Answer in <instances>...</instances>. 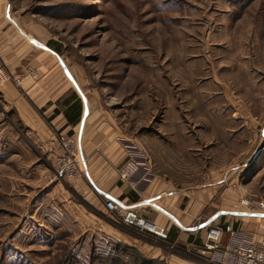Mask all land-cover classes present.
<instances>
[{"label": "rangeland", "instance_id": "374dc122", "mask_svg": "<svg viewBox=\"0 0 264 264\" xmlns=\"http://www.w3.org/2000/svg\"><path fill=\"white\" fill-rule=\"evenodd\" d=\"M3 10L9 39L55 43L96 123L145 151L152 171L212 195L208 216L264 204V0H0ZM50 148L0 93V264H218L166 243L154 257L153 239L106 212L101 223L137 241L94 226L72 187L84 174L67 177Z\"/></svg>", "mask_w": 264, "mask_h": 264}, {"label": "crops", "instance_id": "0c3cea01", "mask_svg": "<svg viewBox=\"0 0 264 264\" xmlns=\"http://www.w3.org/2000/svg\"><path fill=\"white\" fill-rule=\"evenodd\" d=\"M1 15L0 60L20 87L8 81L0 87V93L12 106L24 128L37 139L46 141L51 148L59 150L58 142L57 145L53 143L57 134L75 140L80 159L85 158L82 165L84 180L75 181L72 187L93 209L91 222L94 226H101L108 234L116 232L124 241H137L121 229L117 231L101 223L99 212L107 211L98 196L106 193L124 205L135 207L141 217L164 228L172 243H194L195 231L196 234L200 233L198 238L203 239L208 226H215L216 220L227 216H232L235 223L221 226L222 245H227L231 232L238 231L255 241H264V217H256L258 214L247 213L249 211L222 208L208 216L212 195H208L205 189H191L190 184L181 182L173 173L163 172L154 166L155 178L138 190L121 182L118 169L125 161L126 154L118 134L109 126L96 123L86 95L81 97L73 85V79L65 77V73L69 75L71 71L66 69L59 53L48 43L37 46L36 40L9 39L11 30L7 26L4 10ZM253 220L261 221L260 225L257 227ZM225 236L227 239H224ZM144 246L153 251L154 257H159L160 246Z\"/></svg>", "mask_w": 264, "mask_h": 264}, {"label": "built area", "instance_id": "2783aa9c", "mask_svg": "<svg viewBox=\"0 0 264 264\" xmlns=\"http://www.w3.org/2000/svg\"><path fill=\"white\" fill-rule=\"evenodd\" d=\"M10 80V75L0 61V86ZM56 139L62 150L61 172H64L69 178L80 177L81 173L84 174L82 168L84 160L82 158L79 162L76 160L79 150L76 147L75 153L71 137L57 134ZM123 148L126 158L118 169V178L121 182L127 183L133 190H138L142 185L150 183L155 178L149 157L145 151L138 149L133 144L125 143ZM99 197L116 226L128 232H135V234L140 235V239L149 237L159 246L161 243H166L175 252L180 250L190 253L189 247L200 249L201 251L198 253L201 255L208 251L212 253L211 260H215L218 264H264V241H255L242 231L231 232L227 245H222L220 242L223 235L221 227L208 226L204 238L198 246L190 243L188 247L182 248L168 240V235L164 228L141 217L135 207L124 205L106 193L99 194ZM247 209L249 212H261L264 210V204H258L256 207L248 205Z\"/></svg>", "mask_w": 264, "mask_h": 264}, {"label": "trees", "instance_id": "16d2710c", "mask_svg": "<svg viewBox=\"0 0 264 264\" xmlns=\"http://www.w3.org/2000/svg\"><path fill=\"white\" fill-rule=\"evenodd\" d=\"M54 45H55V43L53 41H49L48 42V46H50V48H53L55 51L59 52V50L57 49V47H55ZM142 261L144 263H148L149 262L148 260H145V259H143Z\"/></svg>", "mask_w": 264, "mask_h": 264}, {"label": "bare ground", "instance_id": "6f19581e", "mask_svg": "<svg viewBox=\"0 0 264 264\" xmlns=\"http://www.w3.org/2000/svg\"><path fill=\"white\" fill-rule=\"evenodd\" d=\"M257 211H254V212H247V213H256Z\"/></svg>", "mask_w": 264, "mask_h": 264}]
</instances>
